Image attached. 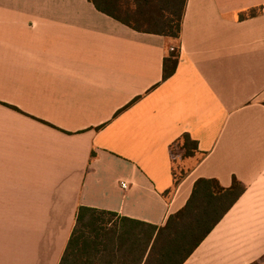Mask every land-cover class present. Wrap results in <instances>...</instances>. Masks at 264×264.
Wrapping results in <instances>:
<instances>
[{
	"label": "crops",
	"instance_id": "1",
	"mask_svg": "<svg viewBox=\"0 0 264 264\" xmlns=\"http://www.w3.org/2000/svg\"><path fill=\"white\" fill-rule=\"evenodd\" d=\"M186 134L201 153L175 187ZM235 178L184 264L264 260V0H188L179 41L89 0H0V264H60L80 207L164 226L199 179Z\"/></svg>",
	"mask_w": 264,
	"mask_h": 264
},
{
	"label": "trees",
	"instance_id": "2",
	"mask_svg": "<svg viewBox=\"0 0 264 264\" xmlns=\"http://www.w3.org/2000/svg\"><path fill=\"white\" fill-rule=\"evenodd\" d=\"M97 10L127 27L179 41L188 0H89ZM261 9L241 14L256 17ZM180 50L164 61V81L177 69ZM182 159L200 154L199 144L184 135L173 147ZM94 157V156H93ZM175 160V159H174ZM176 163V161H174ZM186 176L177 173L175 187ZM236 178L229 188L216 179H199L186 206L164 226L142 223L117 214L80 207L77 221L60 264H184L246 192Z\"/></svg>",
	"mask_w": 264,
	"mask_h": 264
},
{
	"label": "rangeland",
	"instance_id": "3",
	"mask_svg": "<svg viewBox=\"0 0 264 264\" xmlns=\"http://www.w3.org/2000/svg\"><path fill=\"white\" fill-rule=\"evenodd\" d=\"M173 155H174V159L176 161L175 168L177 170V173L180 174V172L182 171L181 170V159H182L183 153L178 147L177 148L175 147Z\"/></svg>",
	"mask_w": 264,
	"mask_h": 264
},
{
	"label": "snow or ice",
	"instance_id": "4",
	"mask_svg": "<svg viewBox=\"0 0 264 264\" xmlns=\"http://www.w3.org/2000/svg\"><path fill=\"white\" fill-rule=\"evenodd\" d=\"M258 264H264V260H262V261L258 262Z\"/></svg>",
	"mask_w": 264,
	"mask_h": 264
},
{
	"label": "built area",
	"instance_id": "5",
	"mask_svg": "<svg viewBox=\"0 0 264 264\" xmlns=\"http://www.w3.org/2000/svg\"><path fill=\"white\" fill-rule=\"evenodd\" d=\"M172 51H174V48H171ZM124 188H126V185H123Z\"/></svg>",
	"mask_w": 264,
	"mask_h": 264
}]
</instances>
